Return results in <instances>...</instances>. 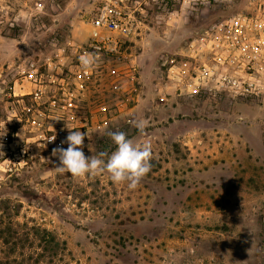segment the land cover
Wrapping results in <instances>:
<instances>
[{"label":"rangeland","instance_id":"1","mask_svg":"<svg viewBox=\"0 0 264 264\" xmlns=\"http://www.w3.org/2000/svg\"><path fill=\"white\" fill-rule=\"evenodd\" d=\"M106 1L0 0V264H264V99L190 98L174 84L214 15L168 19L149 0L139 35L85 73ZM32 63L42 84L23 80ZM66 126L87 133L86 156L115 150L109 132L150 141L151 171L135 190L58 173Z\"/></svg>","mask_w":264,"mask_h":264},{"label":"built area","instance_id":"2","mask_svg":"<svg viewBox=\"0 0 264 264\" xmlns=\"http://www.w3.org/2000/svg\"><path fill=\"white\" fill-rule=\"evenodd\" d=\"M34 1V10H42L40 0ZM150 1L162 5L168 19L179 13L198 19L221 4L235 3L231 13L211 21L189 38L186 43L189 67L180 74L175 70L174 84L180 95L190 98L207 95L264 99V0ZM148 4L149 0H107L90 20L85 52L98 56L117 54L125 40L139 35L140 16L146 14ZM63 63V58L58 57L53 64L54 72L48 76L62 74ZM30 66L23 80L30 85L42 84L43 74L37 72L34 63ZM50 66L48 63L47 67ZM54 79L49 83L54 84ZM31 92L28 88L26 94ZM61 134L59 129L49 140Z\"/></svg>","mask_w":264,"mask_h":264},{"label":"clouds","instance_id":"3","mask_svg":"<svg viewBox=\"0 0 264 264\" xmlns=\"http://www.w3.org/2000/svg\"><path fill=\"white\" fill-rule=\"evenodd\" d=\"M99 62L100 57L95 53L85 52L79 56V64L85 73L95 71ZM132 124L143 135L148 121L137 118L133 119ZM67 129L66 140L61 142L62 145L66 143L67 148L57 146L51 152L53 157L58 158L59 164L55 169L58 173H68L74 178L107 173L114 184L126 183L129 190H135L151 171L153 146L150 141L137 143L128 138L125 132H109L108 136L115 145V150L111 153L101 151L97 155L86 156L83 147L87 133L80 130L73 131L71 127ZM55 138L53 137L50 142ZM2 147L3 145L0 144V148Z\"/></svg>","mask_w":264,"mask_h":264},{"label":"trees","instance_id":"4","mask_svg":"<svg viewBox=\"0 0 264 264\" xmlns=\"http://www.w3.org/2000/svg\"><path fill=\"white\" fill-rule=\"evenodd\" d=\"M235 3H230V4H221L217 9H215L213 12H210L208 14H204L203 17L209 21L210 17L214 15L212 20H215L219 17H222L224 15H227L231 13L234 10ZM209 15V16H206Z\"/></svg>","mask_w":264,"mask_h":264}]
</instances>
